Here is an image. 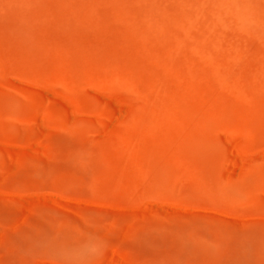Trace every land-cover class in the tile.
<instances>
[{
    "label": "rangeland",
    "instance_id": "rangeland-1",
    "mask_svg": "<svg viewBox=\"0 0 264 264\" xmlns=\"http://www.w3.org/2000/svg\"><path fill=\"white\" fill-rule=\"evenodd\" d=\"M183 1L202 32L216 40V56L234 68L238 64L221 34L249 50L264 41V0ZM155 2L0 0V58L28 72L58 68L68 73L67 58L77 65L106 67L109 51L125 64L121 41L137 55L144 48L153 54L155 45L144 38L142 25L151 30L160 25L170 33L162 12L178 17L184 29L190 19L181 0ZM120 5L124 21L117 14ZM242 60L247 69L258 71L249 59ZM174 66L182 73L194 68L179 54ZM195 67L209 84L203 65ZM162 69L165 80H175L168 67ZM2 81L15 83L8 75ZM75 81L77 86L62 92L84 112L66 123L58 119L64 103L55 88L0 85V264H264V164L246 178L230 173L232 181H217L220 151L210 141L197 157L208 178L186 171L172 181L154 173L153 183L162 194L155 204L138 189L141 180L131 171L124 148L126 126L113 121L109 110L113 98ZM125 96L128 119L143 112L136 106L137 93ZM141 99L150 103L146 95ZM94 102L113 121L110 129L95 116ZM38 110L55 117L50 129L27 122ZM246 127L260 141V133ZM37 136L44 149L27 152L23 145ZM5 142L20 146L14 170Z\"/></svg>",
    "mask_w": 264,
    "mask_h": 264
},
{
    "label": "bare ground",
    "instance_id": "bare-ground-1",
    "mask_svg": "<svg viewBox=\"0 0 264 264\" xmlns=\"http://www.w3.org/2000/svg\"><path fill=\"white\" fill-rule=\"evenodd\" d=\"M181 2L190 17L185 21L188 28L184 29L181 24L183 22L175 15L162 12L164 20L171 25L170 33L160 25L156 30H151L148 24L142 25L144 38L155 45L154 53L151 54L144 48L137 55L121 41L119 44L126 57L125 64H120L109 51V63L106 67L100 63L92 66L77 65L71 58H67L63 64L69 69L68 73L58 68L28 72L24 67L13 66L0 58V85L12 89H16L17 83L25 86L32 84L44 88L43 90L55 88H52L53 92L64 103L63 113L58 119L65 123L71 116L73 118V115L84 112L78 101L70 100L62 92L63 88L77 86L75 79L80 81L82 87L113 98L108 103L109 110L113 121L126 126L127 141L124 148L130 167L132 161L131 171L141 180L138 189L143 197L155 204L161 203L159 196L162 194L158 193L156 184L153 183L154 173L167 176L172 181H178L186 171L201 179L208 178L199 168L197 157L208 148L210 141L220 151L216 157L221 162L220 178L217 181L230 182L234 179L231 178L234 174L246 178L255 168L264 164V41L254 50L242 48L224 39L225 36L216 24V31L221 34L224 45L238 64L234 68L216 56V40L202 32L195 14L183 0ZM152 3L156 6L155 0ZM123 11L120 5L117 14L124 21ZM158 11L161 12L159 8ZM127 26L135 30L132 24L128 23ZM92 44L93 52L97 53V45ZM208 45L213 51H210ZM176 54L194 68L188 73L176 70ZM242 58L249 59L258 73L247 69ZM197 63L206 69L209 84L195 67ZM163 67L172 71L175 80L164 79L161 74ZM4 75L11 76L15 83L2 81ZM101 80L107 86L102 85ZM49 91L45 92L50 93ZM159 91L164 94H159ZM130 92L138 94L136 106L143 112L133 113L128 119L129 101L125 94ZM141 95L149 97L150 103L144 102ZM92 107L102 125L110 129L113 121H109L108 117L104 118L95 102ZM144 115L152 122L148 123ZM54 119L50 112L38 110L34 119H28L27 122L40 129H50ZM246 126H253L260 133V141ZM259 142L261 145L257 146ZM5 144L10 148L9 167L14 170L21 159L20 146L16 142ZM23 148L34 153L44 149V144L41 137L37 136L23 145Z\"/></svg>",
    "mask_w": 264,
    "mask_h": 264
}]
</instances>
